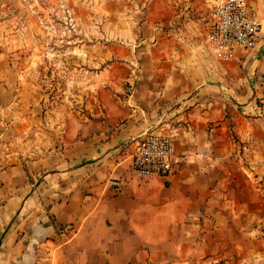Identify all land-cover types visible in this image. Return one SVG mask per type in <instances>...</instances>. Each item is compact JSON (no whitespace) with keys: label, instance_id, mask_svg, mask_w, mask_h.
Returning a JSON list of instances; mask_svg holds the SVG:
<instances>
[{"label":"crops","instance_id":"obj_1","mask_svg":"<svg viewBox=\"0 0 264 264\" xmlns=\"http://www.w3.org/2000/svg\"><path fill=\"white\" fill-rule=\"evenodd\" d=\"M131 1L162 35L128 33L74 112L0 63V264H264V0H246L256 48L228 62L204 46L214 0ZM150 131L172 138L166 177L132 170Z\"/></svg>","mask_w":264,"mask_h":264},{"label":"rangeland","instance_id":"obj_2","mask_svg":"<svg viewBox=\"0 0 264 264\" xmlns=\"http://www.w3.org/2000/svg\"><path fill=\"white\" fill-rule=\"evenodd\" d=\"M132 5L131 0H0V63L12 65L44 111L74 112L98 96L93 86L100 67L126 63L128 33L152 35L153 42L162 35L163 25L143 24L140 9ZM212 7L204 21V46ZM128 16L135 24L126 23ZM124 91L131 96L133 85Z\"/></svg>","mask_w":264,"mask_h":264},{"label":"built area","instance_id":"obj_3","mask_svg":"<svg viewBox=\"0 0 264 264\" xmlns=\"http://www.w3.org/2000/svg\"><path fill=\"white\" fill-rule=\"evenodd\" d=\"M261 34V22L246 0L213 1L206 44L219 60L231 61L238 49L254 50ZM175 163L171 136L150 131L136 141L132 170L139 177H166L173 172ZM109 185L116 189L120 186L118 180H110Z\"/></svg>","mask_w":264,"mask_h":264}]
</instances>
